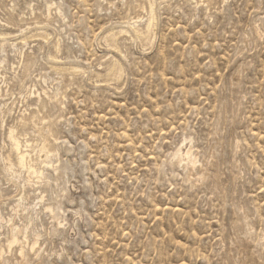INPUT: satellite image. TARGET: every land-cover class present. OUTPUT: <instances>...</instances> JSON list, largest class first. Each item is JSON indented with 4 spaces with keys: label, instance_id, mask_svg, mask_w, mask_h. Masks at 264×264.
<instances>
[{
    "label": "rangeland",
    "instance_id": "obj_1",
    "mask_svg": "<svg viewBox=\"0 0 264 264\" xmlns=\"http://www.w3.org/2000/svg\"><path fill=\"white\" fill-rule=\"evenodd\" d=\"M0 264H264V0H0Z\"/></svg>",
    "mask_w": 264,
    "mask_h": 264
},
{
    "label": "bare ground",
    "instance_id": "obj_2",
    "mask_svg": "<svg viewBox=\"0 0 264 264\" xmlns=\"http://www.w3.org/2000/svg\"><path fill=\"white\" fill-rule=\"evenodd\" d=\"M9 140L11 142V152L14 155L15 165L18 168L25 169V171L27 172L29 177L36 175L37 171L35 169V167H36L35 163L34 162L31 163L32 159L30 158L27 151H24L21 149L20 141L13 136L12 131H10V133H9ZM13 165H12V163H10L9 168ZM15 241H16V238L13 236L11 239V243H14Z\"/></svg>",
    "mask_w": 264,
    "mask_h": 264
}]
</instances>
